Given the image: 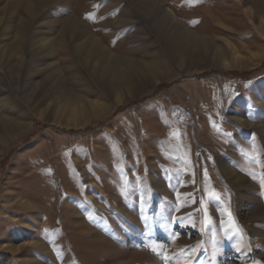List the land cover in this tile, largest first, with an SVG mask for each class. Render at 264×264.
Segmentation results:
<instances>
[{"label":"rangeland","instance_id":"rangeland-1","mask_svg":"<svg viewBox=\"0 0 264 264\" xmlns=\"http://www.w3.org/2000/svg\"><path fill=\"white\" fill-rule=\"evenodd\" d=\"M140 1L0 0V264H264V0H161L227 63Z\"/></svg>","mask_w":264,"mask_h":264},{"label":"bare ground","instance_id":"bare-ground-1","mask_svg":"<svg viewBox=\"0 0 264 264\" xmlns=\"http://www.w3.org/2000/svg\"><path fill=\"white\" fill-rule=\"evenodd\" d=\"M135 6L136 8L138 7L139 10L146 16L150 15L152 10L160 11L159 17L157 20H160L161 24H164V17L169 19V21L171 22V26L166 28L168 29V32H165V33H167L168 43L177 44V46L176 44L175 46L177 47L176 52H177V58L179 62L183 63L188 58L189 59L194 58V56L198 52H202L204 56L211 58L217 63H224V62L227 63V57H231L232 59L235 58L233 57L234 54H236L235 49L233 48L230 49V47H227L225 45L215 46L214 43L207 41V39L206 40L202 39L200 36L197 37L196 34L194 35L193 32L188 31L184 29L178 23H175L173 18L171 17V14L168 12V8L167 10L165 9L166 7L164 8V5L161 0H141L140 2L136 3ZM88 47H89V50H93L94 52H99V54L106 53V55L109 56L107 57V59H105L106 61H104L106 65L112 64V63L113 64L119 63L121 66H125L127 69L130 70V71L127 70L126 73L123 72V74H121L116 79L111 78V80H109L108 83L105 84L107 86V89H109V91L112 92L116 96V99L118 101H121L122 100L121 97H123L124 95L126 94L130 95L133 92L139 90L144 85L151 83V78L153 77L157 78L159 74H161L160 68L156 67L155 65H150V64L140 65V64L132 63L128 59H125L122 56L113 57L111 54L108 53V51H104L103 47L98 42L94 41ZM85 54H87V52ZM140 63L143 64V62H140ZM128 71L130 73H127ZM260 129L264 133V125H262ZM221 166H222L223 171L227 175H231L232 169L230 166H228L225 162H223ZM232 179L233 178H231V180ZM26 202L27 203H24L23 205L17 204L18 202L16 204L21 207L23 206L24 208L26 204L29 205L32 202L34 203V201L31 202L28 200H26Z\"/></svg>","mask_w":264,"mask_h":264},{"label":"snow or ice","instance_id":"snow-or-ice-1","mask_svg":"<svg viewBox=\"0 0 264 264\" xmlns=\"http://www.w3.org/2000/svg\"><path fill=\"white\" fill-rule=\"evenodd\" d=\"M89 18H90V17H89ZM213 195H215V194H213ZM216 199L218 200L219 197H216ZM165 259H166V260H170L171 257H165ZM183 264H191V261H190V260H185V261H183Z\"/></svg>","mask_w":264,"mask_h":264}]
</instances>
